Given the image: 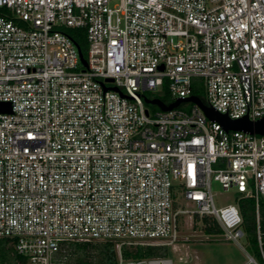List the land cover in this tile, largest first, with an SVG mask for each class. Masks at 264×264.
<instances>
[{
    "label": "built area",
    "instance_id": "built-area-1",
    "mask_svg": "<svg viewBox=\"0 0 264 264\" xmlns=\"http://www.w3.org/2000/svg\"><path fill=\"white\" fill-rule=\"evenodd\" d=\"M69 30L85 32L86 66ZM202 86L219 114L264 119V0H0V239L27 264L84 243H113L118 264H185L121 250L174 249L183 216L239 244L242 215L217 207V182L255 200L264 264V135L192 102L146 107Z\"/></svg>",
    "mask_w": 264,
    "mask_h": 264
},
{
    "label": "trees",
    "instance_id": "trees-1",
    "mask_svg": "<svg viewBox=\"0 0 264 264\" xmlns=\"http://www.w3.org/2000/svg\"><path fill=\"white\" fill-rule=\"evenodd\" d=\"M68 35L80 47L84 57L87 53V41L85 32L81 30H69ZM195 95L203 102L205 99L200 96L199 91H195ZM161 100V99H160ZM163 101V100H161ZM168 104L167 102L163 101ZM264 201V199H262ZM259 202V231L263 242L264 252V202ZM237 206L243 219V231L249 235L251 242L257 255L261 257L258 243V221L256 216V202L254 199L241 198ZM204 225L203 230L207 235H222L219 225L211 218L200 219ZM195 221H199L196 217ZM94 243L70 244L73 250L72 255L67 256L62 251L54 258L53 264H118V253L113 243H100L94 246ZM123 259L125 260H141L158 257H168L167 247H123L121 250ZM263 262V261H262ZM27 259L19 256L14 251V243L9 239H0V264H26Z\"/></svg>",
    "mask_w": 264,
    "mask_h": 264
},
{
    "label": "rangeland",
    "instance_id": "rangeland-1",
    "mask_svg": "<svg viewBox=\"0 0 264 264\" xmlns=\"http://www.w3.org/2000/svg\"><path fill=\"white\" fill-rule=\"evenodd\" d=\"M195 84L202 85V81L196 80ZM199 93L201 97L205 98L206 92L203 86L200 87ZM147 96L161 99L168 104L172 103V97L166 91L157 94L148 93ZM186 106V104H183L181 108L186 110ZM146 107L152 113L160 110L158 107L148 104ZM212 191L217 207L237 204L243 197V195L236 193L234 190L225 191L217 182H212ZM177 198L182 205H185L180 191L178 192ZM262 202L264 201L262 200ZM201 222L200 219L199 221H195V219L192 220L189 216L180 218V241L174 249L171 247L168 248V257L176 262L181 261L185 264H246L248 262L247 254H249L259 264H263L262 257L255 252L249 235L245 234V237L239 240V244L228 242L223 239L222 235H207L203 230L204 225ZM99 244L94 243L93 245L96 246ZM73 250L70 244L63 248V254L67 256V259H70L69 257L72 255Z\"/></svg>",
    "mask_w": 264,
    "mask_h": 264
},
{
    "label": "water",
    "instance_id": "water-1",
    "mask_svg": "<svg viewBox=\"0 0 264 264\" xmlns=\"http://www.w3.org/2000/svg\"><path fill=\"white\" fill-rule=\"evenodd\" d=\"M80 54L81 62L84 66H86V61L83 57L81 49L77 46ZM114 91L118 92V89L114 88ZM146 104L156 106L160 110L167 112L174 108H178L182 103L192 102L197 104L201 110L204 112L205 116L208 120L212 122H217L223 126V128L227 131H241L249 134L256 135H264V119L259 120L255 123L248 120V118H244L241 120H231L228 116L219 114L214 111L212 108L206 106L199 98L191 97L187 99H178L173 104L167 105L163 101L159 99H145ZM8 112L11 111V108L8 106Z\"/></svg>",
    "mask_w": 264,
    "mask_h": 264
}]
</instances>
